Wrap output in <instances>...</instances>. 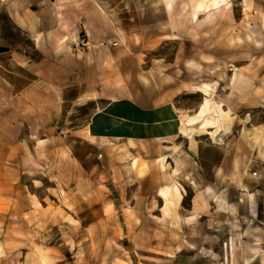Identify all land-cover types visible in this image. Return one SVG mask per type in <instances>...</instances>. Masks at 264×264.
Returning a JSON list of instances; mask_svg holds the SVG:
<instances>
[{
	"label": "rangeland",
	"instance_id": "1",
	"mask_svg": "<svg viewBox=\"0 0 264 264\" xmlns=\"http://www.w3.org/2000/svg\"><path fill=\"white\" fill-rule=\"evenodd\" d=\"M111 2L122 16L90 93L0 55V264H264V0ZM0 25L27 43L3 9ZM204 82H217L205 128L140 127L99 149L76 135L106 96L195 115ZM175 181L179 205L163 193Z\"/></svg>",
	"mask_w": 264,
	"mask_h": 264
},
{
	"label": "crops",
	"instance_id": "2",
	"mask_svg": "<svg viewBox=\"0 0 264 264\" xmlns=\"http://www.w3.org/2000/svg\"><path fill=\"white\" fill-rule=\"evenodd\" d=\"M76 1L59 8L58 0H0V9L5 11L16 34L28 43L16 41L13 33L5 32L0 25V55H5L8 63L27 69L32 78H38L45 86H85L84 92L90 93L95 89L89 88L94 78L95 53L111 49L109 43L101 41L104 34H114L107 23L120 20L121 4L111 0ZM118 44L117 41L116 48ZM108 101L105 108L76 130V135L91 143L93 149H99L102 142L111 144L136 136L140 127L147 129L146 136L155 138L190 128L184 123L169 124L182 116L169 104L144 106L134 99L121 98ZM117 119L126 120L129 128L125 129ZM202 192L204 198L210 199L211 191Z\"/></svg>",
	"mask_w": 264,
	"mask_h": 264
},
{
	"label": "bare ground",
	"instance_id": "3",
	"mask_svg": "<svg viewBox=\"0 0 264 264\" xmlns=\"http://www.w3.org/2000/svg\"><path fill=\"white\" fill-rule=\"evenodd\" d=\"M58 2H59V8H64L71 2L77 3L76 0H58ZM173 2L174 0H165L167 9L170 10L172 8ZM263 25H264V22L262 23V28H263ZM254 34H264V30L259 29ZM167 37L169 36L167 35ZM257 43L259 44L260 42L257 41ZM196 87H197V90L202 91L205 94V101L202 104L200 110L195 115H189V116L182 115L180 119L173 121V122H169V124L181 125L182 123H184L186 125V128L187 127L192 128V127H195V125H201L202 128H205L209 124L212 123V116H210L209 114L216 107V105L213 104V101H212V92L216 89L217 82H215L214 84L204 82V83L197 85ZM91 98L93 99L94 97H91ZM106 98L111 99V100L117 99L116 97H113V96H106ZM117 120L124 126L125 129L129 128V123L126 120H123V119H117ZM184 130L186 129L184 128ZM217 140H219L220 142H223L222 137H218ZM130 141H133V140H130ZM5 150H6V146L1 145L0 146V159H3L6 156ZM125 166H126L125 168H126L127 173L131 174L134 171V164L132 162H127ZM179 174H180V167L177 166L173 170L172 177L176 178L179 176ZM183 190L184 188L178 181H175V183L172 185H167L166 187H164L163 193H164L166 202L179 205L182 202V199L184 197ZM207 191H212L211 186H208ZM197 200L200 201V196L197 197Z\"/></svg>",
	"mask_w": 264,
	"mask_h": 264
},
{
	"label": "built area",
	"instance_id": "4",
	"mask_svg": "<svg viewBox=\"0 0 264 264\" xmlns=\"http://www.w3.org/2000/svg\"><path fill=\"white\" fill-rule=\"evenodd\" d=\"M115 44H117V42H115Z\"/></svg>",
	"mask_w": 264,
	"mask_h": 264
}]
</instances>
